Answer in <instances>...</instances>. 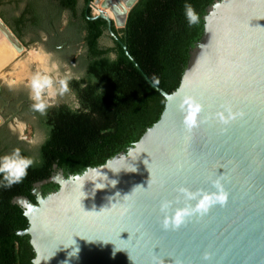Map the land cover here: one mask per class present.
<instances>
[{
    "label": "water",
    "instance_id": "1",
    "mask_svg": "<svg viewBox=\"0 0 264 264\" xmlns=\"http://www.w3.org/2000/svg\"><path fill=\"white\" fill-rule=\"evenodd\" d=\"M139 1L90 5L141 71L113 32ZM204 21L176 92L146 77L165 110L127 154L69 178L55 166L57 192L44 197L41 183L37 204L14 199L29 221L19 235L30 237L34 264H264V0H216ZM0 37L27 51L1 17ZM229 111L225 124L219 115ZM221 189L226 200L207 210L198 209L201 195H188ZM178 210L190 212L179 225Z\"/></svg>",
    "mask_w": 264,
    "mask_h": 264
},
{
    "label": "trees",
    "instance_id": "2",
    "mask_svg": "<svg viewBox=\"0 0 264 264\" xmlns=\"http://www.w3.org/2000/svg\"><path fill=\"white\" fill-rule=\"evenodd\" d=\"M89 1L93 0H83L82 5L80 0H0L1 19L26 47L27 36L34 43L41 42L42 34L51 40L47 50L55 53L62 52L59 47L65 41L77 44L82 70L79 79L67 81L78 103L46 107L42 144H15L0 153L3 157L19 149L22 156L36 161L11 187H4L0 176V264H34L30 237L19 235L28 230L29 221L13 203L15 198L27 197L37 204L36 184L43 183L44 197L60 188L50 181L55 166L66 178L102 167L119 154H127L161 119L166 101L146 77L168 94L178 90L190 52L203 37L204 16L216 0H140L126 27L113 26V32L141 71L110 36L107 21L92 19ZM186 3L198 14V22L191 26L185 16ZM64 28L69 39L62 34ZM106 39L110 46L103 44ZM13 97L10 110L28 98L26 94ZM4 138L1 131L0 146Z\"/></svg>",
    "mask_w": 264,
    "mask_h": 264
},
{
    "label": "flooded vegetation",
    "instance_id": "3",
    "mask_svg": "<svg viewBox=\"0 0 264 264\" xmlns=\"http://www.w3.org/2000/svg\"><path fill=\"white\" fill-rule=\"evenodd\" d=\"M92 1H89L88 3V9L91 8ZM83 0H80V5H82ZM93 12V11H92ZM95 17V16H94ZM66 16L63 15L62 22L64 24V27L66 26ZM62 34L65 35L66 39H69V31H67L66 28L62 29ZM42 40L41 42H34L32 43V38L30 36H27L26 43L29 44L28 48L31 46H35V48H40L44 51L45 54H48L52 57V59L56 58L59 70L63 72L64 75H67L69 77L62 78L71 80L72 78L79 79L80 74L82 73V70L79 67L78 63V57L80 54V50H78V45H69L68 42L65 41L64 46L59 47V50L62 52L55 53L52 51L47 50V44L50 43V38L45 36L44 34L41 35ZM69 45V46H68ZM67 46L68 49L63 51L64 47ZM77 52V53H76ZM70 91L68 90L65 92V94H59V101L63 97H68ZM5 95L4 96H2ZM19 94H26L28 97L27 100L21 101L17 103L15 109L10 110V104L13 100V96H18ZM32 92L29 88H23V87H11L10 85L2 84L0 83V103L1 107L0 110H3L2 114H0V118L2 121H0V132L4 134V145L0 146V153L1 151H6L8 147H13V145H28V147H34L35 144H30L27 142V140L21 135L19 129L15 128L16 123H19L22 126H25V128H30L31 131L34 133V137L38 140L39 144H42L43 142V131H42V124L43 119L45 117V114L48 112L46 111V108L43 113L40 111H37L33 108V104L36 103L35 100H33ZM58 100V99H57ZM26 102V103H25ZM72 103L75 105L77 104V100L75 96L72 94ZM25 104V107L23 108V105ZM65 104V103H64ZM57 105V104H55ZM49 104H46V107H58L63 105L62 103H59L57 106ZM18 107L20 109H18ZM37 144V145H39ZM57 173V171L55 172ZM54 173V174H55Z\"/></svg>",
    "mask_w": 264,
    "mask_h": 264
},
{
    "label": "rangeland",
    "instance_id": "4",
    "mask_svg": "<svg viewBox=\"0 0 264 264\" xmlns=\"http://www.w3.org/2000/svg\"><path fill=\"white\" fill-rule=\"evenodd\" d=\"M92 11L94 16L98 15L95 9L92 8ZM103 44L110 46L111 42L109 39H106ZM26 48L27 51L24 54H16L12 61L0 70V83L10 85L11 87L29 88L33 96L39 92L40 102L49 104L50 106L58 105L59 103L71 104V92L68 97L65 96L59 101V94L61 93L60 81L62 78L69 76L64 75L61 69L59 70L57 59H52L50 55L45 54L42 49L35 48V46ZM15 128L19 129L21 135L28 143L39 144L30 128H25V126L19 123H16Z\"/></svg>",
    "mask_w": 264,
    "mask_h": 264
},
{
    "label": "clouds",
    "instance_id": "5",
    "mask_svg": "<svg viewBox=\"0 0 264 264\" xmlns=\"http://www.w3.org/2000/svg\"><path fill=\"white\" fill-rule=\"evenodd\" d=\"M185 16L189 23V25H194L198 22V14L195 12L193 7L190 4H185ZM70 78V77H69ZM47 83V81H45ZM61 84V94L68 91L67 79H63L60 81ZM33 100L36 103L33 104V108L41 113L44 112L46 108V104L40 102V95L37 92L33 97ZM201 111L200 105H195L192 107L190 114L187 116L186 123L189 127L195 124L196 115ZM234 118L229 111L228 117H225L223 114L219 115V119L221 122L227 124L230 119ZM35 159L33 157H25L22 156L19 149L13 150L10 155H6L0 157V176H2L4 187H11L13 184L20 182L26 175L27 170L32 167L35 163ZM217 188H220L219 182L216 184ZM187 194V193H186ZM190 199H195L198 195L202 196V199L199 202L198 209L199 210H207L210 204L220 202L223 203L226 200V193L221 189L220 194H202V193H192L188 194ZM167 207V205H165ZM190 212L188 210H178L174 223L179 225L183 218L189 215ZM167 221H165V226H167Z\"/></svg>",
    "mask_w": 264,
    "mask_h": 264
},
{
    "label": "bare ground",
    "instance_id": "6",
    "mask_svg": "<svg viewBox=\"0 0 264 264\" xmlns=\"http://www.w3.org/2000/svg\"><path fill=\"white\" fill-rule=\"evenodd\" d=\"M113 3H116V0H113ZM124 5V3H123ZM109 15L114 18L110 10H106ZM96 12H98L96 10ZM2 42L0 43V70L7 64H9L12 59L16 56V51L1 38Z\"/></svg>",
    "mask_w": 264,
    "mask_h": 264
}]
</instances>
